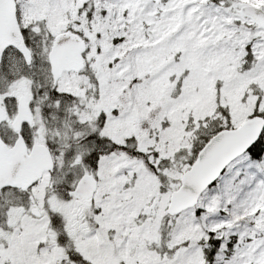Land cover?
Returning a JSON list of instances; mask_svg holds the SVG:
<instances>
[{
  "label": "snow or ice",
  "instance_id": "snow-or-ice-1",
  "mask_svg": "<svg viewBox=\"0 0 264 264\" xmlns=\"http://www.w3.org/2000/svg\"><path fill=\"white\" fill-rule=\"evenodd\" d=\"M0 264H264V0H0Z\"/></svg>",
  "mask_w": 264,
  "mask_h": 264
}]
</instances>
